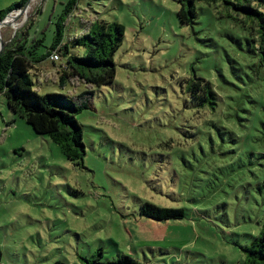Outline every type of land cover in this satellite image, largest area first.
I'll return each mask as SVG.
<instances>
[{"label":"rangeland","instance_id":"374dc122","mask_svg":"<svg viewBox=\"0 0 264 264\" xmlns=\"http://www.w3.org/2000/svg\"><path fill=\"white\" fill-rule=\"evenodd\" d=\"M23 1L0 0V12ZM68 1L28 0L2 21L0 39L32 28L49 47ZM178 11V0H79L70 35L93 23L126 28L115 82L96 89V111L77 116L85 168L0 96L3 264H80L101 251L103 262L124 254L142 264L243 263L241 247L264 218V67L248 53L255 37L221 8L199 3L194 26ZM51 65L33 71L35 86L65 93ZM196 78L215 87L216 112L193 97ZM145 202L184 208L186 218L157 236L140 215Z\"/></svg>","mask_w":264,"mask_h":264},{"label":"trees","instance_id":"16d2710c","mask_svg":"<svg viewBox=\"0 0 264 264\" xmlns=\"http://www.w3.org/2000/svg\"><path fill=\"white\" fill-rule=\"evenodd\" d=\"M27 2L24 0L0 12V22L13 10L24 8ZM178 3L177 15L184 26H194L199 22V3L221 8L223 19L242 24L250 36L255 37L247 39L248 53L258 58L260 68L264 67V0H178ZM78 4L79 0H69L65 4L56 22L55 38L49 47L44 45L45 38L31 39L30 27V31L17 34L12 42L5 45L0 55V96L5 98L9 109L31 125L37 134L49 136L69 162L85 168L84 129L77 116L84 111H96V89L115 82L117 65L114 57L123 45L126 28L118 22L93 23L88 29L83 28L70 35L67 28L78 10ZM42 48L44 52H41ZM79 49L81 54H76ZM54 54L59 55V61L52 59ZM50 60L57 74L55 84L65 93L41 94L35 86L33 71H41ZM76 83L84 86L81 93L72 91ZM189 89L198 99L200 108L217 111L219 94L210 81L196 78L191 80ZM256 126L254 123L252 129ZM249 137L255 138V134L245 135L243 139ZM140 215L153 222L168 223L184 220L186 210L145 202ZM260 228L251 244L241 247L244 254L242 264H264V218ZM102 257L101 251L94 259L81 258L80 264H142L124 254L107 262L101 261ZM0 264H3L1 252ZM54 264L66 263L57 261Z\"/></svg>","mask_w":264,"mask_h":264},{"label":"crops","instance_id":"0c3cea01","mask_svg":"<svg viewBox=\"0 0 264 264\" xmlns=\"http://www.w3.org/2000/svg\"><path fill=\"white\" fill-rule=\"evenodd\" d=\"M149 224L152 226L153 229H155L157 236L160 237L164 236L167 233V231L170 229L168 223L150 221Z\"/></svg>","mask_w":264,"mask_h":264},{"label":"water","instance_id":"95a60500","mask_svg":"<svg viewBox=\"0 0 264 264\" xmlns=\"http://www.w3.org/2000/svg\"><path fill=\"white\" fill-rule=\"evenodd\" d=\"M2 25V21L0 22V26ZM1 41V46H0V55L2 54V52L4 51L5 48V44L4 41L2 39H0Z\"/></svg>","mask_w":264,"mask_h":264},{"label":"built area","instance_id":"2783aa9c","mask_svg":"<svg viewBox=\"0 0 264 264\" xmlns=\"http://www.w3.org/2000/svg\"><path fill=\"white\" fill-rule=\"evenodd\" d=\"M52 59H53L54 61H59V60H60L58 54H54V56L52 57Z\"/></svg>","mask_w":264,"mask_h":264},{"label":"bare ground","instance_id":"6f19581e","mask_svg":"<svg viewBox=\"0 0 264 264\" xmlns=\"http://www.w3.org/2000/svg\"><path fill=\"white\" fill-rule=\"evenodd\" d=\"M0 46H1V41H0Z\"/></svg>","mask_w":264,"mask_h":264}]
</instances>
